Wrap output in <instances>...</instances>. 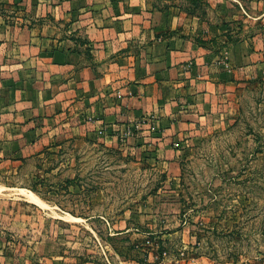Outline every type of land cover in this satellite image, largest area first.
<instances>
[{
    "label": "rangeland",
    "instance_id": "1",
    "mask_svg": "<svg viewBox=\"0 0 264 264\" xmlns=\"http://www.w3.org/2000/svg\"><path fill=\"white\" fill-rule=\"evenodd\" d=\"M150 1L208 61L238 73L226 81L232 115L174 142L172 167L168 149L124 151L78 136L0 163V223L21 225L0 233L24 264L44 237L58 251L52 264H264V0ZM259 64L255 78L240 68ZM10 259L0 264L19 261Z\"/></svg>",
    "mask_w": 264,
    "mask_h": 264
},
{
    "label": "crops",
    "instance_id": "2",
    "mask_svg": "<svg viewBox=\"0 0 264 264\" xmlns=\"http://www.w3.org/2000/svg\"><path fill=\"white\" fill-rule=\"evenodd\" d=\"M167 18L150 0H0V163L78 136L124 151L168 149L172 167L174 142L225 124L234 97L226 81L238 73L217 68ZM248 65L237 66L257 77L260 64ZM6 242L0 233V260L24 264ZM54 246L41 238L28 264H52Z\"/></svg>",
    "mask_w": 264,
    "mask_h": 264
},
{
    "label": "bare ground",
    "instance_id": "3",
    "mask_svg": "<svg viewBox=\"0 0 264 264\" xmlns=\"http://www.w3.org/2000/svg\"><path fill=\"white\" fill-rule=\"evenodd\" d=\"M22 191V190H21ZM23 192V191H22ZM25 197L31 201V203H35L41 207H44L45 205L42 203V201H40L34 194L29 193V192H25Z\"/></svg>",
    "mask_w": 264,
    "mask_h": 264
}]
</instances>
